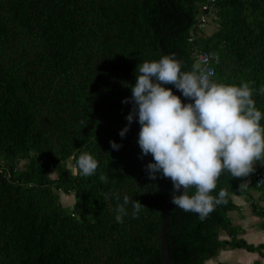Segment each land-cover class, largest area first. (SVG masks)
<instances>
[{
    "label": "trees",
    "instance_id": "obj_1",
    "mask_svg": "<svg viewBox=\"0 0 264 264\" xmlns=\"http://www.w3.org/2000/svg\"><path fill=\"white\" fill-rule=\"evenodd\" d=\"M169 1L176 11L168 0H0V264H162V204L172 182L161 174L149 179L152 157L140 158L135 119L124 138L119 131L128 123L132 104L122 100L131 97L137 65L164 55L163 35L184 70L196 67L190 48L197 46L213 57V80L254 81L264 113V0ZM200 13L203 28L196 26ZM212 22L217 27L207 34ZM165 87L184 102L173 85ZM85 151L99 162L90 177L74 165ZM247 181L255 188L252 173L225 171L212 194L226 189V203L203 221L170 203V264H205L225 249L261 255L264 245L238 238L241 228L228 216ZM60 193L74 194L72 208ZM124 195L144 207L133 218L130 202L118 223Z\"/></svg>",
    "mask_w": 264,
    "mask_h": 264
},
{
    "label": "clouds",
    "instance_id": "obj_2",
    "mask_svg": "<svg viewBox=\"0 0 264 264\" xmlns=\"http://www.w3.org/2000/svg\"><path fill=\"white\" fill-rule=\"evenodd\" d=\"M207 62L205 59L202 63ZM182 64L171 53L137 65L131 97L122 100L131 102L132 108L119 135L124 138L133 120L138 122L140 158L149 154L152 157L145 165L149 179L155 180L157 174L170 179L179 193L172 196L171 203L185 212L198 214L203 221L216 206L226 203V189L212 194L225 171L233 178H244L254 172L257 161H264V113L257 109L253 99L254 81H242L239 86L225 84L213 80L215 73L200 65L184 70ZM169 84L190 102H183L171 88L165 87ZM259 93L264 94V87ZM109 143L113 150L121 147L115 141ZM74 165L77 174L90 177L96 173L99 162L85 151L74 158ZM99 179L106 183L108 177L101 173ZM113 197L121 199L116 193ZM130 202L133 218L144 207L124 195L115 209L118 223L128 215Z\"/></svg>",
    "mask_w": 264,
    "mask_h": 264
},
{
    "label": "crops",
    "instance_id": "obj_3",
    "mask_svg": "<svg viewBox=\"0 0 264 264\" xmlns=\"http://www.w3.org/2000/svg\"><path fill=\"white\" fill-rule=\"evenodd\" d=\"M243 185L245 192L232 196L236 209L228 212V216L234 226L241 228L238 238L254 246L264 245V194L249 185L248 181ZM220 238L229 237L225 232H221ZM255 261L264 264V247L261 255L238 248L221 250L215 258L207 260L205 264H253Z\"/></svg>",
    "mask_w": 264,
    "mask_h": 264
},
{
    "label": "built area",
    "instance_id": "obj_4",
    "mask_svg": "<svg viewBox=\"0 0 264 264\" xmlns=\"http://www.w3.org/2000/svg\"><path fill=\"white\" fill-rule=\"evenodd\" d=\"M206 8L207 5H204L202 7V11L206 10ZM197 21L198 22L196 26L199 28H203L207 21V16L204 13H200L198 15ZM194 36H195L194 33H191L189 41H193ZM190 55L195 61V66L200 65L205 70L214 72V68L212 66L213 57L211 54H209L204 50L199 49L197 46H191ZM205 59H207L208 61L206 64L202 63ZM254 169H255L254 172H252L254 186L256 189L264 192V167L254 165Z\"/></svg>",
    "mask_w": 264,
    "mask_h": 264
},
{
    "label": "water",
    "instance_id": "obj_5",
    "mask_svg": "<svg viewBox=\"0 0 264 264\" xmlns=\"http://www.w3.org/2000/svg\"><path fill=\"white\" fill-rule=\"evenodd\" d=\"M169 6L172 8V10L176 11L170 1L168 0ZM190 19H188V22L184 29L188 28L190 26ZM168 34L163 35L159 40V46L164 53V55L168 54L167 51L164 49L162 45V39L166 37ZM183 100L185 103L190 102L188 98L183 97ZM174 194H178V192H175L174 189L171 190V192L168 194V196L165 198L163 204H162V218H161V226H160V247H161V254H162V264H170V257H169V251H168V245L166 241V231L168 226V208L171 203L172 196Z\"/></svg>",
    "mask_w": 264,
    "mask_h": 264
},
{
    "label": "rangeland",
    "instance_id": "obj_6",
    "mask_svg": "<svg viewBox=\"0 0 264 264\" xmlns=\"http://www.w3.org/2000/svg\"><path fill=\"white\" fill-rule=\"evenodd\" d=\"M216 27H217L216 24L214 22H212L206 26L205 32L207 34H210L214 29H216ZM24 163H25V160H19L17 166L22 168ZM68 167L71 168L72 170H74V167L72 166V164L70 162H68ZM54 176H55L54 174H51V177H54ZM59 197H60L61 204L63 206H65L67 208H72L73 203H74V194L73 193H69V195L60 193Z\"/></svg>",
    "mask_w": 264,
    "mask_h": 264
}]
</instances>
